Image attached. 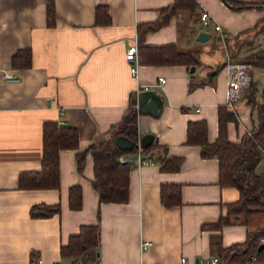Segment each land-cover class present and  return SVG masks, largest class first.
Masks as SVG:
<instances>
[{
	"label": "crops",
	"instance_id": "1",
	"mask_svg": "<svg viewBox=\"0 0 264 264\" xmlns=\"http://www.w3.org/2000/svg\"><path fill=\"white\" fill-rule=\"evenodd\" d=\"M49 1L55 3L53 26L47 18ZM173 2L0 0V264H36L38 259L41 264H195L199 258L219 256L222 247L246 242L251 231L264 228V211L249 216L228 213L229 204L240 198L239 189L221 185L218 158L203 157L201 145L187 142L188 124L197 120H206L210 142L218 138L219 107L231 109L226 61L264 50V32L256 27L264 20V8H232L223 0H197L198 19L203 10L212 15L210 42L215 31L217 39L240 35L239 50L227 53L225 62L197 57L200 64L195 72L185 64H140L138 75H133L126 52L138 39V25L157 20L161 9ZM101 4L108 6L109 24L96 23V7ZM182 14L186 13L178 11L167 24L147 32L145 43L176 42L189 51L194 36L189 40L181 35ZM215 24L222 29L216 30ZM193 26L197 31L198 25ZM28 48L31 66L14 67L13 55ZM217 64H223L222 68L211 77ZM3 69L17 72L21 81H6ZM160 76L166 78L163 85L158 84ZM251 76L260 99L264 66L253 65ZM145 85L164 98V106L158 116L138 114L139 136L153 133L157 145L148 154L153 164L130 168L126 202H101L92 184V153L87 152L80 173L78 150L72 148L60 152L58 188L18 187L22 172L41 169L45 121L76 126L79 150H83L109 135L125 112L136 106L135 97ZM246 100L238 101L232 110L237 120L227 123L232 141L251 133L257 124V111ZM127 155L135 156L134 152ZM164 156L181 157L180 169L163 170ZM256 171H264V154ZM76 184L83 193L79 209L69 204V189ZM164 184L180 185V203H163ZM56 206L59 210L51 211ZM225 217L229 221L221 223ZM97 223L96 247L77 257L61 253L83 225ZM145 240L151 242L147 248H143ZM255 264H264V253Z\"/></svg>",
	"mask_w": 264,
	"mask_h": 264
},
{
	"label": "trees",
	"instance_id": "2",
	"mask_svg": "<svg viewBox=\"0 0 264 264\" xmlns=\"http://www.w3.org/2000/svg\"><path fill=\"white\" fill-rule=\"evenodd\" d=\"M232 8H264V0L243 2L239 0H223ZM199 7L197 0H174L168 7L161 9L159 18L151 23L138 25L139 58L141 64H185L191 67L200 64L196 55L190 51L179 48L176 42L162 45L145 43V36L151 30L159 29L167 24L170 18L178 11L188 10L194 14ZM49 25L55 24L56 12L54 1H49L47 6ZM111 16L107 5H97L96 23L109 24ZM257 31L264 32V20L257 24ZM240 38V35L237 36ZM248 64L264 66V50L255 55H248ZM32 64L31 50H18L12 58L14 67H29ZM218 65V64H217ZM219 65L210 76L214 77L222 68ZM215 66V65H214ZM259 88L251 81L246 90V101L257 111L258 121L251 133H245L238 141H232L227 135V123L236 121L234 112L226 105L219 107V136L210 142L207 136L206 120L190 121L187 131V142L199 144L202 147L203 157H217L219 160V183L232 185L239 189L240 198L229 204L228 213H245L251 215L264 211V171L258 173L256 167L264 154V89L259 99ZM139 111L135 104L124 114L123 118L109 131L108 136H103L90 144L87 148L79 150V133L76 126L61 125L58 121H45L42 129V158L39 171H26L19 175L18 187L22 189L58 188L60 186V152L62 149H77V167L82 172L87 152H91L94 160V178L92 184L99 193L101 202H126L130 192V168L133 162H123L120 157L137 150L118 147L116 138L125 135L138 143L139 134L137 117ZM157 145L155 141L146 148L149 154ZM181 157L161 158V168L167 171H177L182 165ZM82 187L72 185L69 189V204L73 209L82 205ZM161 198L166 206L181 202V189L179 184H164L161 188ZM59 207L51 211H58ZM100 215L98 214V217ZM229 221V217L221 219V223ZM100 235L99 224L83 225L79 233L70 237L69 242L61 247L65 256H80L98 245ZM264 228L250 232L249 239L244 243L234 244L221 248L219 257L234 261H248L253 258L260 259L264 248L259 250L263 243Z\"/></svg>",
	"mask_w": 264,
	"mask_h": 264
},
{
	"label": "built area",
	"instance_id": "3",
	"mask_svg": "<svg viewBox=\"0 0 264 264\" xmlns=\"http://www.w3.org/2000/svg\"><path fill=\"white\" fill-rule=\"evenodd\" d=\"M200 21L203 25H210L213 23L212 15L208 10H203L200 14ZM216 30H221L220 24L214 25ZM126 58L130 64V71L133 75H138L140 67V58H139V43L138 39L131 44L126 52ZM226 68L228 70V87H227V105L234 110L235 105L240 101L248 87L251 85L252 76H251V66L247 63H242L239 61H233L228 59L226 62ZM3 78L8 82H19L21 81V76L12 70L3 69L2 70ZM166 78L160 76L158 80L159 85L165 83ZM143 89H150L149 85L143 86ZM137 106V104H136ZM135 156L130 157L128 155H123L120 157V160L123 162H128L131 160L133 165L141 167L147 164H153L154 160L144 153L143 147L140 145V142L137 143V150L134 152ZM264 242V239L261 240ZM150 241H143V248H147L150 245ZM181 261L185 263L187 260L185 257L181 258ZM256 258L248 261H234L230 259H221L218 255L208 256L199 258L195 264H255ZM42 260L38 259L36 264H41Z\"/></svg>",
	"mask_w": 264,
	"mask_h": 264
},
{
	"label": "rangeland",
	"instance_id": "4",
	"mask_svg": "<svg viewBox=\"0 0 264 264\" xmlns=\"http://www.w3.org/2000/svg\"><path fill=\"white\" fill-rule=\"evenodd\" d=\"M183 12H185L186 14H182L181 21L179 23L180 25V31H181V35L183 36V38H188L189 40H191L192 35L194 36V41H193V45L191 46V48H189V51H192V53H194L196 55V57H198L200 60L202 61H207V62H222V61H226V56L227 53H230L231 51H235L237 52V50H239V44H237L236 40L238 39L237 36H230V39L226 40L227 36L224 37H220L217 39V37L215 36V32L213 34V40L214 42H210V37L206 40H198V34L200 29H205L208 31H210L211 25H203L202 22L200 21V19H198V13L195 12L194 14H191L188 10H184ZM194 25H198V30L196 31V28L193 26ZM193 33V34H192ZM215 36V37H214ZM243 36V35H242ZM248 37V33L247 35L244 34L243 36V40L246 39ZM235 40V41H234ZM234 41V42H233ZM219 42V43H218ZM239 45V46H238ZM217 48V57L213 58V60H209V58L216 52L213 53V49ZM216 59V60H215ZM231 59V58H228ZM237 60H239V62L242 61V63H246V61L249 59V56L247 54H245L244 56L240 57V58H236ZM227 62V61H226ZM248 64V63H247ZM218 65H215L213 67V69H217ZM226 65V64H225ZM251 66L250 70L252 69L253 65L249 64ZM195 66L196 65H192ZM192 66L190 67V69L192 68ZM196 71V69H195ZM193 71V72H195ZM246 92L243 96V98L241 100H243L245 98ZM244 103V102H241Z\"/></svg>",
	"mask_w": 264,
	"mask_h": 264
},
{
	"label": "water",
	"instance_id": "5",
	"mask_svg": "<svg viewBox=\"0 0 264 264\" xmlns=\"http://www.w3.org/2000/svg\"><path fill=\"white\" fill-rule=\"evenodd\" d=\"M210 37V32L205 29H200L197 39L206 40ZM196 67L192 66L190 69L192 72L195 71ZM137 103V109L140 113H149L154 116L161 114L164 106V98L157 93L154 89H142L135 97ZM154 141L153 133H146L140 136L139 142L143 148L149 147ZM116 143L119 148L124 150H131L137 143L125 135H119L116 138ZM264 248V243H261L259 250Z\"/></svg>",
	"mask_w": 264,
	"mask_h": 264
}]
</instances>
